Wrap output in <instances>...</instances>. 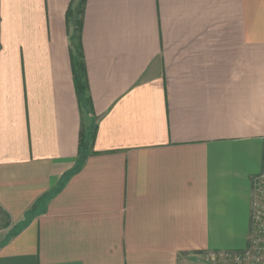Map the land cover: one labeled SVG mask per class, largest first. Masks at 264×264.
<instances>
[{
  "label": "crops",
  "instance_id": "1",
  "mask_svg": "<svg viewBox=\"0 0 264 264\" xmlns=\"http://www.w3.org/2000/svg\"><path fill=\"white\" fill-rule=\"evenodd\" d=\"M0 0V264L241 251L264 145V0ZM83 144L80 146V134Z\"/></svg>",
  "mask_w": 264,
  "mask_h": 264
},
{
  "label": "built area",
  "instance_id": "2",
  "mask_svg": "<svg viewBox=\"0 0 264 264\" xmlns=\"http://www.w3.org/2000/svg\"><path fill=\"white\" fill-rule=\"evenodd\" d=\"M250 231L246 247L234 252H211L208 261L214 264L224 261L228 264H264V145L262 168L251 180Z\"/></svg>",
  "mask_w": 264,
  "mask_h": 264
},
{
  "label": "trees",
  "instance_id": "3",
  "mask_svg": "<svg viewBox=\"0 0 264 264\" xmlns=\"http://www.w3.org/2000/svg\"><path fill=\"white\" fill-rule=\"evenodd\" d=\"M84 13V0H81V4L78 10V25L73 38V52L71 54V67H72V79L76 94L82 103L85 101L89 105L85 67L82 60L81 46L79 43V34L82 25V18ZM83 144V135L80 134V146Z\"/></svg>",
  "mask_w": 264,
  "mask_h": 264
},
{
  "label": "rangeland",
  "instance_id": "4",
  "mask_svg": "<svg viewBox=\"0 0 264 264\" xmlns=\"http://www.w3.org/2000/svg\"><path fill=\"white\" fill-rule=\"evenodd\" d=\"M214 253V252H213ZM217 253V252H216ZM211 253H208L207 254V256H206V261H208V259H209V255H210ZM209 263H210V261H208ZM214 264H228L227 262H224V261H218V262H216V263H214Z\"/></svg>",
  "mask_w": 264,
  "mask_h": 264
}]
</instances>
